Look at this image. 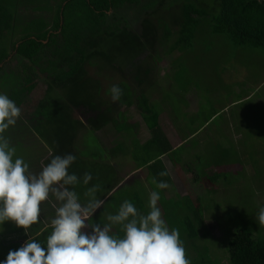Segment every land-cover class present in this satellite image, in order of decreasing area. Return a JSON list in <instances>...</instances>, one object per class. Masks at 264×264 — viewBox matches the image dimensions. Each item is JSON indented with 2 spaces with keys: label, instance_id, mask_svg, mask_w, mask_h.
Returning a JSON list of instances; mask_svg holds the SVG:
<instances>
[{
  "label": "trees",
  "instance_id": "obj_1",
  "mask_svg": "<svg viewBox=\"0 0 264 264\" xmlns=\"http://www.w3.org/2000/svg\"><path fill=\"white\" fill-rule=\"evenodd\" d=\"M150 1L62 0L55 12L52 11L49 22L43 16L31 18L27 26L22 27L21 33H18L19 39L16 42L13 39L17 31L8 39L9 52H0V82L3 80L1 73L5 71L6 59L10 54L12 53L13 59L17 58L19 61L16 71L8 74L16 76L15 79L20 83L9 90L8 96L18 107H21L23 96L34 91L35 79L39 78V75H44L47 82L45 102L39 104L33 112L28 129L34 127V134H37L51 151L44 158L42 167L54 155L71 153L76 159L68 171L76 173L78 177L85 172L92 175L88 185L78 183L75 186L82 203L88 199L85 193L93 185L98 198L102 193L109 191L107 193L109 194L118 185L114 183L116 168L110 162L119 154H129L130 150L123 136V133L129 129L118 123L124 115L121 114L119 107L120 105L132 107L135 97L134 88L132 89L131 85L123 80L117 84L123 91L120 100L105 102L101 97V80L89 76L85 69L86 65L98 68L96 72L98 77L100 74L101 77H107L108 74H103L105 73L103 70L112 68L122 72L126 63H132L143 52L154 54L156 60L161 59V50L163 49V53H169L168 45L173 40L176 41L173 50L185 52L189 50L188 47L193 43L197 31L205 21L211 25L213 34L227 36L238 47L264 50V0H210V4L204 0H156L158 8L148 13L147 18L142 21L141 32H133L123 17L122 10L128 6L137 8ZM19 2L24 12L32 6L31 9L36 13L47 8L49 0H19ZM19 13V10L9 13L5 5L0 4V39L8 35V32L4 31H11L17 27ZM118 15L122 21L109 22V18L115 19ZM151 18H156L155 22ZM2 65L4 67H1ZM135 71L134 83L137 86L141 87L148 83L149 79L146 78L151 73L148 64L143 67L137 66ZM141 76L144 79H141ZM145 89L147 86L139 90L137 108L140 109L142 121L149 130L151 138L146 146H140L137 151L140 158L137 157L136 160L139 161L140 166L147 167L152 179L170 183L169 173L162 157L169 154L171 156L174 150L160 124L162 113L149 102ZM107 93L110 94L108 91ZM82 106L94 114L93 118H89L88 125L71 118L72 107ZM111 124L119 128L115 130L119 142L108 154L100 153V150L88 152L87 148H76L78 145L75 141L80 132L84 134L89 130L98 133ZM23 128L26 129L27 125ZM162 171H166L167 175L160 176L159 173ZM152 186L160 194L157 206L164 221L173 220V216L179 212L177 223L183 229L178 230V233L180 236L184 233L183 239L187 240L186 245H192L197 252L200 249L202 228L206 222L204 209L199 204L201 197L193 199L192 196H187L181 201L169 203L167 200L162 201L167 188L156 189L154 184ZM123 189L124 187L117 189L104 204V210H108L110 206H105L109 203L115 209L114 202L119 201L120 198L136 206V199L132 196L126 199L127 194H124ZM130 195H134L133 192ZM193 201L196 205L192 203ZM46 202L47 206L53 209V200L51 203L48 200ZM260 207L252 208L250 219L244 221L233 232L220 263L210 258L193 257L189 260L190 264H264V225L256 221ZM141 210L147 213L149 210L147 203L141 205ZM94 220L95 218L92 223H99ZM103 223L107 222L102 221L101 224ZM45 225L46 223L39 220L26 229H15V231L22 232L23 235L25 234L24 237L29 235L44 243V239L51 231V227L46 228ZM112 233L122 237V226L113 225ZM18 247L20 245L16 246Z\"/></svg>",
  "mask_w": 264,
  "mask_h": 264
},
{
  "label": "rangeland",
  "instance_id": "obj_2",
  "mask_svg": "<svg viewBox=\"0 0 264 264\" xmlns=\"http://www.w3.org/2000/svg\"><path fill=\"white\" fill-rule=\"evenodd\" d=\"M61 1L49 0L47 8L34 13L32 6L24 12L19 0H0V4L5 5L9 13L16 10L20 12L17 27L11 31H4L8 32V35L0 39V52H9L8 39L17 31L13 39L16 42L19 39L18 33H21L22 27L24 28L31 18L43 16L49 22L52 11L55 12ZM204 1L211 3L210 0ZM22 3L28 6L25 4L26 1ZM44 4L43 2L42 5ZM157 5L158 1L151 0L140 7L128 6L122 10L123 17L133 32H141L142 21L158 8ZM151 19L154 22L156 20ZM118 21H122L119 15L115 19L109 18V22ZM175 42L173 40L168 45L169 53H163V49L161 50V59L156 60L154 54L148 51L143 52L134 58L132 63H126L122 72L112 68L103 70L105 72L103 74H108L107 77H101V74L98 77L96 72L99 69L91 65H86L85 69L89 76L101 80V97L105 102H114L107 93L112 84L124 80L132 89L134 88L133 106L119 107L121 114L126 117L123 115L118 123L129 129L123 135L125 144L130 146L129 154H119L113 159L114 165L120 170L119 177L124 178V175L128 177L124 185L143 180L148 174L146 169L144 172L132 174L134 160L140 158L137 151L141 143L137 132L140 133L143 128L141 126L145 127L140 109L137 108L139 102L137 96L139 97L141 87L147 86L146 97L161 111L160 124L166 135L172 137L174 128L183 138H188L205 123L201 136L204 141L194 139L164 159L167 163L172 162L170 168L174 174L170 173L174 178L172 184L178 186V191L182 195L192 196L193 199L200 196L199 204L204 209L206 222L202 228V239L199 240L200 249L195 252L192 245H186L184 233L183 236L179 235L186 258L188 260H192L193 257L210 258L220 263L233 232L244 221L250 219L252 208L264 205V50L236 46L227 36L213 34L212 27L207 21L200 26L193 43L188 47L189 50L174 51ZM18 62L17 58L13 59L1 73L3 80L0 82V93L9 96V90L20 84L18 79H15L16 76L8 75L16 71ZM147 64L151 68V73L146 78L149 79L148 83L139 87L134 83L135 68ZM39 76L35 79L34 91L23 96L19 107L20 116L16 123L9 126V131L5 130L3 133L8 138L10 146L15 149L13 158H22L28 163L29 171L33 174L40 171L44 158L51 153L48 146L28 129L33 112L39 104L45 102L47 82L44 75ZM141 79L144 77L141 76ZM72 109V119L82 121L85 125H88L89 118L94 117V114L83 106ZM213 114L216 117H213ZM124 119L128 121H123ZM25 125L26 129L23 128ZM117 128L111 124L98 133L89 130L84 134L80 132L75 141L78 145L76 148H87L88 152L100 150V153L106 155L118 145L119 139L115 132ZM209 134L215 135V138L205 139ZM172 141L176 143L175 145L179 143L178 139ZM151 181L148 179L149 183ZM131 188L125 186L124 194H132ZM140 195L143 199L148 197L142 193ZM131 196L127 195L125 198L130 199ZM185 198L174 196L169 200L164 193L162 201L175 203ZM192 203L196 205L194 201ZM109 206L110 203L105 207ZM174 210L173 208L172 211ZM104 211L103 207L95 222H107L102 213ZM175 216L173 220L168 219L165 223L169 230L175 228L181 231L183 228L177 223L180 213L177 212ZM15 229L22 228L10 221L0 225V261L5 259L9 250H15L25 239V234L16 232Z\"/></svg>",
  "mask_w": 264,
  "mask_h": 264
},
{
  "label": "clouds",
  "instance_id": "obj_3",
  "mask_svg": "<svg viewBox=\"0 0 264 264\" xmlns=\"http://www.w3.org/2000/svg\"><path fill=\"white\" fill-rule=\"evenodd\" d=\"M108 92L114 102L123 94L117 84ZM19 116L15 101L0 93V225L10 221L28 228L41 219L40 205L46 200L56 202L55 214L44 243L29 238L9 250L0 264H190L178 230H169L161 216L158 191L149 192L147 213H140L132 202L124 200L115 214L107 215V223L89 225V217L104 200L95 195L93 185L82 203L75 186L88 185L92 175L85 172L78 177L68 171L76 159L71 153L54 155L38 173L30 172L22 158H13L15 149L3 135ZM152 183L156 189L169 187L166 181L155 178ZM256 221L264 225V206L259 208ZM113 225L122 226V237L112 233Z\"/></svg>",
  "mask_w": 264,
  "mask_h": 264
},
{
  "label": "crops",
  "instance_id": "obj_4",
  "mask_svg": "<svg viewBox=\"0 0 264 264\" xmlns=\"http://www.w3.org/2000/svg\"><path fill=\"white\" fill-rule=\"evenodd\" d=\"M213 117H216V115L215 114H213L212 115ZM213 117H211V119L213 118ZM210 120V119H209ZM207 124H208V122H206ZM139 127V126H138ZM141 127H143L141 130H140V133H138L137 132V137L139 138V141H140V143H141V146H146L147 145V143H149V140H150V138H151V134H150V132H149V130L146 128V126L144 127V126H141ZM204 127H205V123L199 128V130L197 131V132H193L194 134H192L190 137H188V138H183V136H182V134L180 133V132H178L176 129H174L173 128V130H174V132L172 133V137H170V136H168V135H166V131H164V133H165V135L167 136V138H168V140H169V142L171 143V145H172V147H173V150L175 151V150H178V149H180V148H183L184 146H186L187 144H189L192 140H194V139H201V141L203 140L202 139V130L204 129ZM139 129V128H138ZM124 134V133H123ZM140 134V135H139ZM142 134V135H141ZM145 134V135H144ZM215 138V135H212V134H209L207 137H205V139H207V140H210V139H214ZM179 140V143L177 144V145H175L176 143H173V141L172 140ZM204 141V140H203ZM146 149V148H145ZM166 156H168V157H170V154L169 155H166ZM166 156H164V157H166ZM164 157H162V160H163V162H164V164H165V166H166V168H167V171H168V173H169V177H170V183H167L168 185H169V187L167 188L168 189V191H166L165 192V196L167 197V199H169L170 197L172 198V197H174V196H176V197H187L188 195H182V193H180V191H178V186H176L175 184H172V181H174L173 179V177L171 176V170H170V168H171V166H172V162H170L169 161V163H167V160L166 159H164ZM114 159V158H113ZM113 159L111 160V164L116 168V172H115V180H114V183L115 184H118L113 190H111L110 191V193L109 194H107L108 192H106V193H102L101 194V196L99 197V198H102L103 200H104V203L102 204V206H101V208H98L96 211H95V213L92 215V217H89V219H88V221H87V223L89 224V225H91L92 224V220L94 219V218H96L97 217V215L98 214H100L101 213V209H102V207L104 206V204L106 203V202H108V200L112 197V195H114L115 194V192L117 191V189H119V187H125V186H128V187H132L131 189L133 190V194L134 195H132V197L134 198V199H136V201H137V204H136V208H137V210L140 212V213H143V211L141 210V205L143 204V203H147V201H148V197L146 198V199H143V198H141V195H140V193H142L143 195H148L149 194V192L150 191H153L154 189H153V183H152V181H151V183H149L148 182V179H151L152 180V177L151 176H149V170L147 169V167L146 166H140V164H139V161L138 160H134V164H135V167H134V169H133V171H132V174H138L139 172L141 173V172H144V169H146L147 170V175H145V177H144V179L143 180H137V181H132V183L131 184H127V185H124L125 183H124V181L126 180V179H128V177H127V175L125 176L124 175V178L122 177V178H120L119 177V174H120V170L114 165V163H113ZM136 164H139V165H136ZM175 165H177V164H175ZM177 166H179V165H177ZM172 175H174L173 174V172H172ZM211 176V175H210ZM210 180V179H209ZM211 181V180H210ZM147 190V191H146ZM135 192H136V194H135ZM169 192H170V194H169ZM127 195H130V193H127ZM164 196V195H163ZM123 198H120V200L119 201H115L114 202V204H115V209H113L111 206L108 208V210H105L104 212H102L103 213V216L105 217V219H106V217H107V215H109V214H115L117 211H118V209H119V206L121 205V203L123 202ZM170 200V199H169ZM53 204H55V201H54V199H53ZM157 205H158V202H157ZM53 206V205H52ZM58 206V205H57ZM107 211V212H106ZM54 214H55V209H54V207H53V209H51L49 206H47V202L46 201H44V202H42L41 203V205H40V216H41V219H39L40 221H42L43 223H46V225H45V227L47 228V227H50V224H48V221H51V219L54 217ZM38 220V221H39ZM45 229V228H44ZM85 231H90V229H85ZM33 239V238H31V236H26L25 237V239H24V241H22L21 243H24L27 239ZM21 243H20V246H21Z\"/></svg>",
  "mask_w": 264,
  "mask_h": 264
},
{
  "label": "flooded vegetation",
  "instance_id": "obj_5",
  "mask_svg": "<svg viewBox=\"0 0 264 264\" xmlns=\"http://www.w3.org/2000/svg\"><path fill=\"white\" fill-rule=\"evenodd\" d=\"M13 60V56H12V53L10 54V56L6 59V65H8L11 61ZM1 67H4V65H2ZM6 67V66H5ZM10 74V73H9ZM4 76H6V74H4ZM72 114V112H71ZM72 118V117H71ZM39 125L38 121H37V126ZM34 133V127L31 129ZM36 136H38L36 134ZM39 137V136H38Z\"/></svg>",
  "mask_w": 264,
  "mask_h": 264
}]
</instances>
